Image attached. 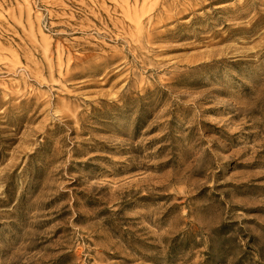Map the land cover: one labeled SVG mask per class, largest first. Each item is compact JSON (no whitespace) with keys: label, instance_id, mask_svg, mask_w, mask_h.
Instances as JSON below:
<instances>
[{"label":"rangeland","instance_id":"1","mask_svg":"<svg viewBox=\"0 0 264 264\" xmlns=\"http://www.w3.org/2000/svg\"><path fill=\"white\" fill-rule=\"evenodd\" d=\"M0 264H264V0H0Z\"/></svg>","mask_w":264,"mask_h":264}]
</instances>
